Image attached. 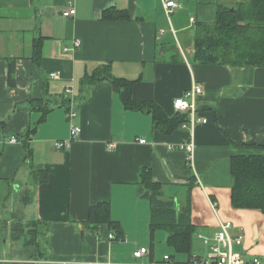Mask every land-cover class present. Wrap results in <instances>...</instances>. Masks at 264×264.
Returning a JSON list of instances; mask_svg holds the SVG:
<instances>
[{
    "label": "crops",
    "instance_id": "obj_1",
    "mask_svg": "<svg viewBox=\"0 0 264 264\" xmlns=\"http://www.w3.org/2000/svg\"><path fill=\"white\" fill-rule=\"evenodd\" d=\"M164 1L74 0L76 14L64 17L67 0H0V264H167L165 255L191 264L209 251L198 235L213 236L226 221L244 237L236 249L245 261L258 257L264 264V213L234 207L231 198L232 156L264 153L253 147L264 146V66L193 58L197 27L213 24L219 7L233 9L241 0H175L171 13ZM106 10L128 17L104 19ZM38 38L39 63L33 57ZM104 63L113 76L152 82L169 115L177 97L200 85L198 105L208 121L165 133L150 114L126 109L110 82L85 90L83 78ZM39 106L48 110L42 121ZM70 108L73 120L66 116ZM72 123L81 128L73 140ZM33 127L28 157L24 137ZM12 136L19 141L11 143ZM191 138L188 166L182 145ZM67 140L69 146H55ZM33 166L48 170L46 182L33 180ZM145 167L163 198L178 207L191 191L192 254L176 252L166 229L151 235V205L140 190ZM101 202L109 203L123 240L88 222L90 207ZM16 213L24 224L41 223V252L16 244L10 220ZM140 247L149 253L138 258Z\"/></svg>",
    "mask_w": 264,
    "mask_h": 264
},
{
    "label": "trees",
    "instance_id": "obj_2",
    "mask_svg": "<svg viewBox=\"0 0 264 264\" xmlns=\"http://www.w3.org/2000/svg\"><path fill=\"white\" fill-rule=\"evenodd\" d=\"M103 17L104 19H123L128 17V13L124 10H106ZM41 52L42 40L38 38L34 42L33 51V57L38 63L41 60ZM193 58L201 63L264 66V0H241L233 9L219 7L213 24H200L197 27ZM11 66L10 76L13 81V65ZM104 81L112 84L126 109L150 114L154 126L165 133H170L190 121L188 112L177 111L169 115L156 102L152 82L140 77L129 79L113 76L108 63L102 64L92 74L86 75L82 85L85 90H88ZM39 107H42L43 115L40 119L42 121L48 110L46 106ZM35 130V127L30 128L27 136L24 137L28 157L32 155L28 142ZM255 146L258 147L257 149H264V146L253 145ZM33 167V180L40 183L46 182L49 178L48 170L41 166ZM231 172L235 180L231 190L234 207L256 208L264 213V153H241L232 156ZM140 187L151 205V235L157 229H166L169 232L168 243L176 252L192 254L196 227L191 216V191L182 208L178 207L173 200H165L161 184L154 180L150 168L147 167L142 169ZM88 222L94 230H97L100 225H105L118 239L123 237L122 226L112 218L108 202L92 205L89 209ZM39 225L41 223L38 221L27 224L21 221L13 227L12 237L14 240L22 239L26 228L34 236L39 235L42 233ZM34 238L25 241V246L34 247L35 250L32 251L38 253L40 245Z\"/></svg>",
    "mask_w": 264,
    "mask_h": 264
},
{
    "label": "built area",
    "instance_id": "obj_3",
    "mask_svg": "<svg viewBox=\"0 0 264 264\" xmlns=\"http://www.w3.org/2000/svg\"><path fill=\"white\" fill-rule=\"evenodd\" d=\"M67 7L63 10L62 14L64 17H71L76 14V6L74 0H67ZM165 9L168 13H171L175 7L178 6V3L175 0H165L164 1ZM76 45H79V41H76ZM51 77H58V74L52 73ZM70 88H67L66 91H70ZM203 93V88L198 84H193V86L185 91V93L177 97L173 101V107L175 112H188L190 114V121L188 123L182 124V127L185 128L189 124L194 128L198 123H206L207 118L203 117L199 112L198 98ZM67 118L74 119L76 112L73 108H70L66 111ZM81 133V128L73 124L71 125V138L76 139ZM19 141L17 136H12L10 138L11 143H16ZM140 143H146V139L139 138ZM71 140L67 141H57L55 146L57 148H62L70 145ZM187 151V161L188 164L192 162V155L194 151V141L191 138L186 144L182 145ZM216 206V203H213ZM233 224L231 221L222 222L220 224V230L216 232L213 236L199 234L198 237L209 247V251L204 258L195 257L191 264H248L242 253L236 249L237 246L242 245L244 237L242 235H237L231 232ZM110 239H118L113 232L109 233ZM119 240H123L120 238ZM149 253L148 247H140L134 252L136 257H142ZM164 261L167 264H178L171 260L170 255L164 256ZM252 264H261V261L258 257H255L252 260Z\"/></svg>",
    "mask_w": 264,
    "mask_h": 264
},
{
    "label": "rangeland",
    "instance_id": "obj_4",
    "mask_svg": "<svg viewBox=\"0 0 264 264\" xmlns=\"http://www.w3.org/2000/svg\"><path fill=\"white\" fill-rule=\"evenodd\" d=\"M178 44V43H177ZM11 222L13 223L11 226L13 227H15V226H17V224L18 223H20V220H21V217L19 216V214L18 213H16V216H14V217H12L11 219ZM29 225V224H28ZM41 230H42V227H41ZM32 237H35L34 239L36 240V242L38 243V245H40L39 246V248H38V252H41V245H42V242H41V238H42V236H41V234H39V235H35L34 236V234H32L31 232H29V229L28 228H26V232L25 233H23V235H22V239H20V240H15V241H17L18 243H16V244H20V246L22 247V248H26V250L27 251H29L30 249H31V252L32 253H34L33 255H35L36 254V252H33L32 250H35V248L34 247H29V246H25V241H27V240H29V239H31ZM30 248V249H29Z\"/></svg>",
    "mask_w": 264,
    "mask_h": 264
}]
</instances>
